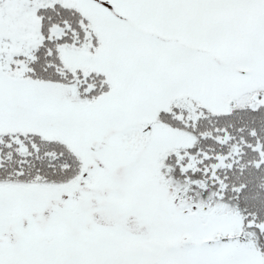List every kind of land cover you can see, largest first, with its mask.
Returning <instances> with one entry per match:
<instances>
[{
    "label": "snow or ice",
    "instance_id": "1",
    "mask_svg": "<svg viewBox=\"0 0 264 264\" xmlns=\"http://www.w3.org/2000/svg\"><path fill=\"white\" fill-rule=\"evenodd\" d=\"M0 264H264V0H0Z\"/></svg>",
    "mask_w": 264,
    "mask_h": 264
}]
</instances>
